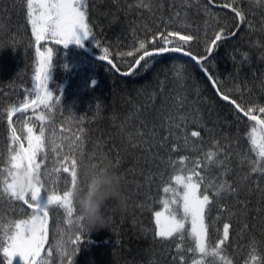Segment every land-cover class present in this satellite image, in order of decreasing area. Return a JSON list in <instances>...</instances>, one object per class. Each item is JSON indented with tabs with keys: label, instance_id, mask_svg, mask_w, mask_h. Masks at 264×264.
I'll return each instance as SVG.
<instances>
[{
	"label": "trees",
	"instance_id": "1",
	"mask_svg": "<svg viewBox=\"0 0 264 264\" xmlns=\"http://www.w3.org/2000/svg\"><path fill=\"white\" fill-rule=\"evenodd\" d=\"M83 3L92 40L67 47L54 39L40 41L48 73L44 88L52 96L47 106H34L40 65L27 0H0V179L7 174L10 146L28 147L26 127L35 135L44 128V151L37 161H42L45 197L71 190L63 166L71 167L73 157L78 165L107 155L126 198L125 210L109 215L108 228L92 232L68 224L65 210L49 205L40 259L45 264H182L183 256L186 264H264V158L258 155L264 128L217 94L219 88L264 119L258 110L264 106V0ZM168 31L194 37L187 45L174 38L172 43L208 57L207 71L191 57L162 53L145 57L149 66L141 61L133 74H122L143 55L141 43L149 51L164 47L160 34ZM217 34L221 39L208 53ZM209 75L215 77V86ZM24 101L28 109L17 112L10 124L8 112ZM39 115L45 119L38 120ZM254 128L260 141L256 146L251 139ZM13 130L17 142L11 139ZM194 131L199 135L192 136ZM176 175H192L199 194L206 188L215 200L206 208L205 257L187 251L194 248L188 224L183 238L155 236L154 213L169 197L164 188L176 190ZM31 214L23 202L0 195V264L8 259L2 252L5 229L11 225L14 230L15 223ZM225 223L229 238L212 254Z\"/></svg>",
	"mask_w": 264,
	"mask_h": 264
},
{
	"label": "snow or ice",
	"instance_id": "2",
	"mask_svg": "<svg viewBox=\"0 0 264 264\" xmlns=\"http://www.w3.org/2000/svg\"><path fill=\"white\" fill-rule=\"evenodd\" d=\"M209 2L211 3L212 0H209ZM224 6L229 7L228 5ZM84 7L83 0H75V2H73V0H36L35 3L34 0H27V14L29 23L32 25L36 43L39 44L40 41L45 40L50 35L54 39V42L61 43L64 47H67L72 41L79 44L81 37H78L77 32L80 34L83 33V36L81 35L82 38H86L89 34L88 25L85 23V12L82 10ZM236 16L241 20L244 19L240 11H236ZM173 38L183 41L185 45L194 39L192 35L180 34L174 31H168L166 35L161 33L160 39L165 46L149 51L145 49V45L141 43L140 49H144L143 55L135 61V65H130L128 71L122 74H133L136 68L141 66V61H144L145 67L149 66L150 61L145 60V57L152 58L162 53H181L185 57H191V60L195 61L196 65L199 66L202 71H207L204 61L207 60L208 57H198L191 51L190 47L173 45ZM220 39L221 35L217 34L215 40L211 41V47L207 49L208 53L213 51L216 47V42ZM47 55L48 58L51 57L50 50ZM106 55L107 50H105V56H101L100 58L105 59ZM127 55L132 56L133 52L129 51ZM38 56H41V66L36 69V76L34 79L39 83L36 85V98L32 100V105L39 106L40 104H45V106H47V101L52 96V93L44 88V81L48 80V73L44 70L45 65L42 54L38 52ZM108 63H112V61L109 60ZM113 67H116V65H113ZM209 79L213 80L215 86V77L209 75ZM42 89L44 90L43 96L40 94ZM217 94L220 95L221 99L234 104L237 112H242L247 116L248 120L256 121L257 125L264 128V119H260L256 115H253V109L251 107L245 110V108L237 104L229 95L223 93L219 88ZM28 107V102L24 101L20 107L13 108L9 111V123L11 124L14 113L23 112L27 110ZM258 110L261 114H264V106L259 107ZM37 119L43 121L45 117L44 115H39ZM26 131L28 133V147L24 148L23 144H20L17 149L13 150L10 146L8 166L4 170L7 174L0 179V195H6L11 200L23 202L28 208L32 209V214L27 220H21L15 223L14 230H12L11 225L7 226L5 229L6 240L5 245L2 247V252L4 257L8 258L7 264H12L13 257H19V260L23 261V264H45V261L40 259V257L47 238L49 205H58L60 208L64 209L68 217L66 222L68 224L74 223L72 217L75 209L70 199V192L76 186V159L74 157L71 159V167H68L66 164L63 166V172L70 174L71 190L65 191L63 195L53 192L45 197L43 193L46 189L42 183L41 176L42 161H37V154L44 151L45 130L41 128L39 135L33 133L32 127H26ZM82 131L83 130H81V132ZM255 133L256 129L254 128L252 139L253 146L257 144ZM198 135V132H192V136L195 137ZM11 139L13 142L19 140V137L15 135V130H13ZM76 139L81 140V137L78 135ZM261 140L262 142L259 145L258 155L260 158H264V136L261 137ZM73 143H75V141ZM209 159H211V155H209ZM181 163L183 164V158L181 159ZM20 170L27 171L29 176L35 174L37 183L32 186L30 193L17 196L14 178ZM262 170H264V166H262ZM56 171L59 172V169ZM194 174L199 175V173ZM46 175L47 173L45 172V176ZM174 180L177 185L183 187V193L181 195L182 203L175 199H173L171 203L177 204L178 209H182L183 216L179 214L178 209L170 208L168 202L165 201V212L156 211L154 214L157 225L155 236L160 237L162 240H168L169 238H174L176 234H180L183 238V234L186 231L185 223L190 219L191 229L188 235L192 238L194 248L190 246L187 251L198 252L201 257H205L209 255V226L206 224V208L212 203H215V200H210V194L207 192L206 188L204 192L198 195L200 185L198 182L193 181L192 175H188L187 177L176 175ZM169 191L170 189L168 187L164 188L165 193ZM29 194L30 201L27 199ZM213 195H219V193ZM80 230L82 232L85 231L82 228H80ZM228 238L229 224L225 223L223 227V237L218 238V242L214 243L212 246V254H216L217 250L225 244ZM79 240L80 236H77L76 241ZM180 259L182 264H186L183 256H181ZM193 264H201V261H194Z\"/></svg>",
	"mask_w": 264,
	"mask_h": 264
},
{
	"label": "clouds",
	"instance_id": "3",
	"mask_svg": "<svg viewBox=\"0 0 264 264\" xmlns=\"http://www.w3.org/2000/svg\"><path fill=\"white\" fill-rule=\"evenodd\" d=\"M76 186L70 192L75 209L74 223L87 232L108 228L109 215L125 210L126 198L107 155L99 156L94 163L77 165ZM17 196L30 193L37 183L35 174L29 176L20 170L14 178Z\"/></svg>",
	"mask_w": 264,
	"mask_h": 264
},
{
	"label": "rangeland",
	"instance_id": "4",
	"mask_svg": "<svg viewBox=\"0 0 264 264\" xmlns=\"http://www.w3.org/2000/svg\"><path fill=\"white\" fill-rule=\"evenodd\" d=\"M35 2H36V0H34V3H35ZM73 2H75V0H73ZM31 28H32V25H31ZM32 34H33V31H32ZM77 35H78V37H81V38H80V42H81V43H82V42H90V41L92 40L90 34H88V36H87L86 38H82L83 33L80 34L79 32H77ZM81 35H82V36H81ZM33 37H34V39H35V36H34V35H33ZM46 39H53V38L49 35ZM73 43H76V42H75V41H72V42H70L69 44H73ZM251 139H253V138L251 137ZM255 139H256V141H257V144H256V145H258V144L260 143L259 138L255 136ZM174 185H175V187L179 188V190L177 191V190H173V188H171V189H170V192H169V197H168V199H167L166 201L168 202V205H169L170 208H172V209H178V205H177V204H173V203H171V202H172L173 199H175V200L179 201L180 203H182L181 195H182V193H183V187L177 185V184L175 183V180H174ZM198 195H199V192H198ZM178 210H179V214H180L181 216H183L182 209H178ZM158 211L165 212V203L163 204V206L161 207V209L158 210ZM154 214H155V213H154ZM165 214H166V213H165ZM154 223H155V226H156V228H157V225H156V222H155V215H154ZM186 224H188V226H189V231H190V229H191L190 219L185 223V225H186ZM176 235H177V234H176ZM197 253H198V252H197ZM198 254H199V253H198ZM20 263H23V261H20V260H19V257H13V258H12V264H20ZM192 264H193V263H192Z\"/></svg>",
	"mask_w": 264,
	"mask_h": 264
},
{
	"label": "water",
	"instance_id": "5",
	"mask_svg": "<svg viewBox=\"0 0 264 264\" xmlns=\"http://www.w3.org/2000/svg\"><path fill=\"white\" fill-rule=\"evenodd\" d=\"M38 46H39V44L36 45L35 49H36L37 53L39 52L40 54H42V53L39 51ZM42 56H43V55H42ZM38 58H39V65L41 66V56H38ZM44 246H45V245H44ZM43 249H44V248H43ZM43 249H42V251H43ZM42 251H41V253H42Z\"/></svg>",
	"mask_w": 264,
	"mask_h": 264
},
{
	"label": "bare ground",
	"instance_id": "6",
	"mask_svg": "<svg viewBox=\"0 0 264 264\" xmlns=\"http://www.w3.org/2000/svg\"><path fill=\"white\" fill-rule=\"evenodd\" d=\"M105 62H107L108 63V61L107 60H104ZM125 76V75H124ZM17 115V112L16 113H14V115H13V117H12V120H13V118L15 117ZM185 177V176H184ZM176 190L178 191L179 190V188H176ZM23 205L24 206H27L26 204H24L23 203Z\"/></svg>",
	"mask_w": 264,
	"mask_h": 264
}]
</instances>
